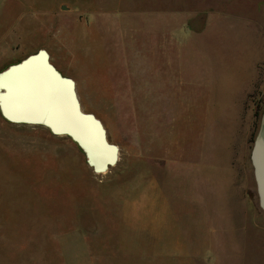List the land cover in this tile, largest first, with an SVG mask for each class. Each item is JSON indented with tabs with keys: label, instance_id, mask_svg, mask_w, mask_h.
Returning <instances> with one entry per match:
<instances>
[{
	"label": "rangeland",
	"instance_id": "rangeland-1",
	"mask_svg": "<svg viewBox=\"0 0 264 264\" xmlns=\"http://www.w3.org/2000/svg\"><path fill=\"white\" fill-rule=\"evenodd\" d=\"M42 49L118 160L0 111V264H264V0H0V73Z\"/></svg>",
	"mask_w": 264,
	"mask_h": 264
},
{
	"label": "bare ground",
	"instance_id": "bare-ground-1",
	"mask_svg": "<svg viewBox=\"0 0 264 264\" xmlns=\"http://www.w3.org/2000/svg\"><path fill=\"white\" fill-rule=\"evenodd\" d=\"M24 68H27L35 74L37 80L32 81L26 77L17 79L16 72ZM38 80H44L45 83L41 81L38 82ZM43 85L46 89L43 88ZM47 86L52 89L55 88V91L49 89ZM0 87H10L11 89L18 88L19 94L16 97L15 103L16 108L21 113L25 115L32 114L37 117L43 115L42 118H44L46 123L52 128L56 131L72 133L82 142L84 147L90 151L97 150L98 147L101 146V137L99 140L100 142H98L93 138L94 135H92V133L90 134L91 131H89V128H91L92 131H96L95 134L99 133L96 123L91 118L82 116L78 113L69 83L60 80L48 68L44 56L40 55L32 58L21 66L6 72L0 79ZM45 90L48 91L49 94L46 93ZM49 91H53V94ZM83 139L86 141L85 143ZM103 149L105 155L109 157L105 148ZM109 150L113 155V151L110 148ZM117 158L118 151L116 150V159ZM103 172H106V170L100 171V173Z\"/></svg>",
	"mask_w": 264,
	"mask_h": 264
},
{
	"label": "water",
	"instance_id": "water-1",
	"mask_svg": "<svg viewBox=\"0 0 264 264\" xmlns=\"http://www.w3.org/2000/svg\"><path fill=\"white\" fill-rule=\"evenodd\" d=\"M44 56L46 64L48 66V68L62 81H66L69 83L70 88L73 92L74 95V100L76 103V107H77V111L80 115L82 116H86L88 118H91L92 120H94V122L98 125L101 134H102V138L104 143L106 144V146L108 148H110L113 151V155L112 158L110 160H108L107 162H105L102 166H98L97 164H95L90 157V154L88 152V150L84 147V145L82 144V142L76 138L72 133L70 132H60V131H56L54 128H52L49 124H47L44 121H28V120H16V119H12L10 118L4 111L1 103H0V110L2 115L10 122L12 123H16V124H28V125H43L46 127H49L54 134L57 135H70L78 144L79 146L84 150V152L87 155V161L88 164L90 166L93 167V169L96 172H100V171H105L107 170L109 167L113 166L114 164H116L118 158L116 159V150H117V146L115 144H112L109 142L108 137H107V131L102 123V121L100 119H98L94 114L92 113H85L82 110V106L80 104L77 92H76V85H75V81L71 78H67L65 76L62 75V73L50 62V56L48 54V52L44 49L40 50L38 53L29 56L27 59L23 60L20 63H17L15 65H11L8 69H6L5 71H3L2 73H0V79L1 77L8 72L9 70L19 67L22 64H24L25 62H27L28 60L38 57V56ZM3 92H1L0 89V96L2 95ZM251 162H252V166L254 169V175H255V180H256V184H257V191H258V198H259V204L260 207L264 210V113L262 114L261 117V121H260V128L258 130L257 136L255 138L254 141V145L252 148V152H251Z\"/></svg>",
	"mask_w": 264,
	"mask_h": 264
},
{
	"label": "crops",
	"instance_id": "crops-1",
	"mask_svg": "<svg viewBox=\"0 0 264 264\" xmlns=\"http://www.w3.org/2000/svg\"><path fill=\"white\" fill-rule=\"evenodd\" d=\"M34 79L37 80V78H34ZM39 81H41L42 83H45L44 80H38V82H39ZM47 87L50 88L51 90L55 91V88L52 89V88L49 87V86H47ZM171 255H172V254L169 253V257H171ZM130 264H139V263H137V262L135 263V261H132ZM148 264H153V263L149 262ZM170 264H171V262H170Z\"/></svg>",
	"mask_w": 264,
	"mask_h": 264
},
{
	"label": "flooded vegetation",
	"instance_id": "flooded-vegetation-1",
	"mask_svg": "<svg viewBox=\"0 0 264 264\" xmlns=\"http://www.w3.org/2000/svg\"><path fill=\"white\" fill-rule=\"evenodd\" d=\"M1 111V110H0ZM46 127V126H45ZM52 133H53V131L49 128V127H47ZM54 134V133H53ZM55 135H57V134H55ZM58 136H61V135H58ZM66 136H68L70 139H72V140H74L70 135H66ZM75 141V140H74ZM76 142V141H75ZM77 143V142H76ZM78 144V143H77ZM79 145V144H78ZM80 147V146H79ZM81 148V147H80ZM82 149V148H81ZM83 150V149H82ZM84 151V150H83ZM85 156H86V161H87V155H86V153H85ZM87 163H88V161H87Z\"/></svg>",
	"mask_w": 264,
	"mask_h": 264
}]
</instances>
